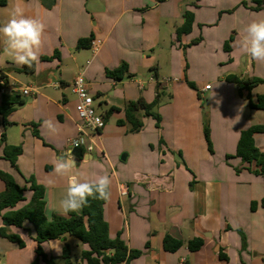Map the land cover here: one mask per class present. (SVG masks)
<instances>
[{
	"label": "crops",
	"instance_id": "1",
	"mask_svg": "<svg viewBox=\"0 0 264 264\" xmlns=\"http://www.w3.org/2000/svg\"><path fill=\"white\" fill-rule=\"evenodd\" d=\"M196 1L54 0L52 4L45 0L51 3L47 6L43 0H0V27L17 7L25 16L39 18L45 24L39 62L32 75L14 70L22 65L5 55L0 34V71L11 83L38 88L36 95L23 96L25 103L7 119L10 124L0 127V162L20 185H26L27 174L45 187L48 217L62 215L59 201L69 176L83 172L93 179L107 174L112 184L104 216L110 237L121 234L130 250L142 253L129 264H264V177L246 169L237 173V168L244 167L241 159L227 160L236 154L243 131L264 126V110L251 108L237 86L226 81L230 75L259 78L263 83L251 91L252 103L257 104L258 96L264 95V63L240 49L243 29L254 20L264 19V10L253 11L249 8L252 3L245 2V6L243 0H228L229 4L208 0L207 5L213 8L209 22L214 23L217 12L225 13L215 27L212 43L223 48L218 55L224 66L218 67L214 85L206 90L209 84L192 76L199 61L188 49L204 22L198 4L204 0ZM229 10L233 13L226 14ZM186 11L195 15L193 29L178 38L177 29L184 24ZM232 36L231 50L226 51L225 44ZM86 39H92L89 46L77 48L79 41ZM201 45V40L194 44ZM57 52L55 58L42 60ZM124 63L130 77L116 80L107 75ZM81 74L97 113L105 116L111 108L117 111L99 133L91 135L96 152L82 147L84 153L97 159L82 160L68 176H58L54 160L80 137L77 98L71 84ZM189 82L196 84V90L189 87ZM164 86L173 99L156 109L162 118L160 129L152 117H142L144 126L134 134H129L127 125L117 123L125 119L129 102L142 98L151 104ZM197 96L207 99L209 107L204 108ZM2 99L0 91V105ZM205 120L211 127L212 152L203 135ZM3 133L9 145L23 148L18 170L3 158ZM255 141L264 153V133L256 134ZM120 151H125V156L119 164ZM100 154L108 161L107 166L100 161ZM3 190L5 184L0 181V192ZM26 193L30 198L22 203L31 199V192ZM0 218L2 227L1 214ZM20 229L10 227V232L25 241ZM240 231L245 235V245ZM167 238L182 246L175 252L167 251ZM0 240L7 256V263L0 264H35V237L24 248L5 243V238ZM192 240L203 241L199 250H190ZM75 245L79 247V243ZM83 246L76 264H85L81 252L87 247ZM42 249L58 264H64L62 240L44 242ZM37 264L46 263L41 260Z\"/></svg>",
	"mask_w": 264,
	"mask_h": 264
},
{
	"label": "trees",
	"instance_id": "2",
	"mask_svg": "<svg viewBox=\"0 0 264 264\" xmlns=\"http://www.w3.org/2000/svg\"><path fill=\"white\" fill-rule=\"evenodd\" d=\"M250 1L252 3L249 7L251 10H264V0ZM245 6H247L246 3ZM183 16L185 22L177 29L178 38L184 34H190L195 22L193 12L186 11ZM233 39L234 37L232 36L226 42V51L231 50L230 44ZM91 41L92 39L81 40L77 48H86ZM199 41V39L194 40L192 44H197ZM57 55L58 52L52 57H42V60L52 59ZM14 70L18 73L32 75L35 71V63H33L32 67L22 66ZM128 73V65L124 63L118 69L108 71L107 75L116 80H122L125 75L130 77ZM226 81L237 86L239 94L249 102L251 108L264 110V95L258 96L257 104H253L250 94L255 87L263 83L261 79L230 75L226 78ZM189 85L194 87L192 83H189ZM244 92H247V94L245 95ZM161 94V90H158L156 98L151 104L146 103L142 98L129 102L125 110V119L117 123L119 125H127L128 131L131 133H138L144 126L142 117H152L156 121L157 128L160 129L162 118L156 109L160 104ZM24 103L25 101L21 93H3L2 104L0 105V127L9 125L8 117ZM115 111L117 109L111 108L104 116L105 120H108ZM259 133H264L263 125L252 126L243 131L238 142L236 154L227 157V160L231 158L241 159L244 167L237 168V173L246 169L252 171L257 176L264 177V153L257 147L255 141V135ZM204 135L209 150L212 152L210 129L207 126L204 128ZM1 143L4 144L3 158L13 168L18 170V160L23 154V148L21 146L9 145L5 133L2 134ZM253 167L254 169L252 170ZM0 179L5 184L4 192L0 194V214L2 215L3 222L2 227H0V236L17 244L20 248H24V240L20 235L11 233L10 227L22 228L25 222L30 223L35 229V241L38 244L35 264L41 260L46 264H58L55 258L47 256L42 249V244L50 240L63 241L62 259L64 264H76L77 261L72 259V245L68 242V237L75 238L87 247V249L81 252V259L85 264H122L123 262L129 264L132 260L141 256L142 253L140 251L128 248L121 234H118L115 238L110 237L109 224L104 216V209L108 199L103 200L97 197H89L86 205L82 208L81 214L72 212L65 216L53 215L52 217H48L46 214V189L44 186L39 185L34 177L27 179L24 186L17 183L15 178L6 172L0 171ZM27 191H30L32 194L29 203L19 210H14L19 203L26 200L25 193ZM261 204L264 207V198ZM255 208L256 203H253L252 209L255 210ZM5 210L6 212H3ZM240 233L243 245H245V235L242 231ZM164 243L165 249L169 252H175L182 246L181 242L168 238ZM202 245V240H192L189 242L191 251L199 250Z\"/></svg>",
	"mask_w": 264,
	"mask_h": 264
},
{
	"label": "clouds",
	"instance_id": "3",
	"mask_svg": "<svg viewBox=\"0 0 264 264\" xmlns=\"http://www.w3.org/2000/svg\"><path fill=\"white\" fill-rule=\"evenodd\" d=\"M44 32L45 24L42 20L25 16L20 8H14L7 23L0 27V34L4 37L5 55L18 65L32 67L33 63L39 62ZM240 49L255 61L264 63V19L254 20L245 26ZM78 84L82 85V80L78 81ZM87 103L90 105L91 100ZM81 114L88 117V122L93 127L102 126L99 117L93 119L92 114L87 111ZM76 167L71 149L54 160V173L58 176H68ZM48 184L52 186L53 181L50 180ZM111 184L112 180L107 174L97 175L93 179H89L83 172L69 176L68 187L59 201L60 213L68 215L81 210L89 197L109 199Z\"/></svg>",
	"mask_w": 264,
	"mask_h": 264
},
{
	"label": "rangeland",
	"instance_id": "4",
	"mask_svg": "<svg viewBox=\"0 0 264 264\" xmlns=\"http://www.w3.org/2000/svg\"><path fill=\"white\" fill-rule=\"evenodd\" d=\"M191 1H194V3H197L196 0H191ZM225 1H226L227 4H229V1L228 0H225ZM245 2L247 4H249L251 1L250 0H246V1L243 0L242 1V3H245ZM207 3H208V0H204L202 2L199 1V3H198L199 4V10L203 14L204 22L200 26V28H198V33L197 34L195 33L194 36H193V38H191L190 42L188 43V49L191 51V54L190 55L192 57H194V58H198V61H199V63L196 66H194V68L192 69V76L194 78L196 77L197 78V79L195 78L196 80H203L204 82H207V84H209L210 87H212L214 85L213 79L216 77L218 67H221L222 68L224 66V65H221L219 63V55H218V51L219 52L220 51H224V50H222L223 48L222 47L221 48H216L215 47V44H212V43L215 40V33H216L215 27H217L220 24V21L219 20L222 18V16L225 13L217 12L216 19H215L214 23L209 22V21L212 20L211 17H213V14L210 12V10H212L213 8L209 7L207 5ZM232 13H233V10L226 11V14H232ZM206 20H208V21H206ZM197 39H199V40H201V42H203V45H201L200 47L194 46V44H192V42H194V40H197ZM194 53H195V55H194ZM243 58H244V56L241 55L240 58H239V62L240 63H242ZM225 65H226V63H225ZM189 83H191V82H189ZM193 86L194 87H191L189 85V87L191 89L196 90L197 86H196L195 83L193 84ZM166 90H167V88L165 86L161 90L162 94H161L160 104H159L158 108L161 107L164 104V101L165 100H166V103H167V102H169V101H171L173 99L172 98V93L171 92H167ZM197 99L201 103V105L204 106V108H208L209 107V104H207V102H206L207 99H205V98L204 99L198 98V96H197ZM209 125H210V123L205 120L204 123H203V131H204L205 126L209 127V129H210V137H211V127ZM129 134H134V133L129 132ZM203 135H204V132H203ZM204 137H205V135H204ZM93 152H96V149H94ZM101 155L102 154H100V159H101L100 161L101 162L104 161V165L107 166L108 161L106 159L104 160L103 155L102 156ZM124 156H125V151H120V155L118 157L119 164L122 163L121 160L123 159ZM105 158H107V157H105ZM2 164L3 163L0 164V167H1L0 168V171L8 173L7 171H4L2 169L3 168ZM114 164H117L115 162V160H114ZM104 165H102L101 168H104ZM19 169L21 170V172H23V169H21V167H19ZM80 171H83L82 168H80ZM25 176H26L25 177L26 180L29 179V178H31L29 175L27 176V174ZM0 181L3 182L1 179H0ZM2 192H4V190L1 191L0 194ZM25 197L28 200L30 198L29 193H25ZM28 203L29 202H27V203L26 202L25 203H19L14 208V210H19V209L23 208L25 205H27ZM3 212H6V210L3 211ZM0 221H1V218H0ZM20 231L25 236V241H24L25 242V246L31 244L32 243V241H31L32 240V237L33 238L35 237L34 228L32 226H30L29 224L24 223L23 224V227L20 229ZM0 239H1V236H0ZM69 240L71 241V244H72V251H73L72 252V259L75 260L76 256L78 254H80V251H81V249L84 246H83V244H81L75 238L70 237ZM3 241H5V243H8V240H3ZM75 242L77 244L79 243V247H77L75 245ZM1 248L2 247H0V258H1L0 259V262L7 263V260H6L7 259V256L1 250Z\"/></svg>",
	"mask_w": 264,
	"mask_h": 264
},
{
	"label": "built area",
	"instance_id": "5",
	"mask_svg": "<svg viewBox=\"0 0 264 264\" xmlns=\"http://www.w3.org/2000/svg\"><path fill=\"white\" fill-rule=\"evenodd\" d=\"M95 45V43H94ZM82 80V85L78 84V81ZM0 87L3 93L18 92L23 96H31L36 95L38 93V88L34 85H28L25 87H20L16 83H11L7 74L3 71H0ZM210 85L206 86V90L210 89ZM72 93L77 98L76 111L79 118V130L80 137L76 141L72 143V147H83L88 152L94 151L97 148V145L93 142V139H90L92 134L99 133L105 126L106 120L104 116L97 113L94 106V98L90 93V89L88 87V83L83 74L78 75L71 84ZM91 100V104L87 103L88 100ZM83 111L90 112L92 114L93 119L95 117H99L102 121V126L93 127L92 124L88 122V117L82 115ZM122 264H128L127 262H123Z\"/></svg>",
	"mask_w": 264,
	"mask_h": 264
},
{
	"label": "water",
	"instance_id": "6",
	"mask_svg": "<svg viewBox=\"0 0 264 264\" xmlns=\"http://www.w3.org/2000/svg\"><path fill=\"white\" fill-rule=\"evenodd\" d=\"M45 2V0H43ZM49 2V1H48ZM45 2L47 4V6H50L51 3ZM52 4L54 3V0H51ZM69 149H71L72 155L75 158V162L76 164H79L80 161H89L92 159H97V157H94L92 154L89 153H84L83 148L82 147H70Z\"/></svg>",
	"mask_w": 264,
	"mask_h": 264
}]
</instances>
